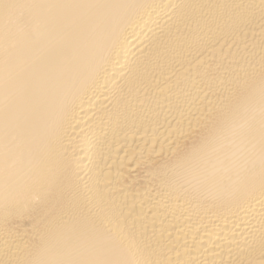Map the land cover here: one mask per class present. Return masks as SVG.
<instances>
[{"label":"bare ground","instance_id":"1","mask_svg":"<svg viewBox=\"0 0 264 264\" xmlns=\"http://www.w3.org/2000/svg\"><path fill=\"white\" fill-rule=\"evenodd\" d=\"M0 264H264V0H0Z\"/></svg>","mask_w":264,"mask_h":264}]
</instances>
